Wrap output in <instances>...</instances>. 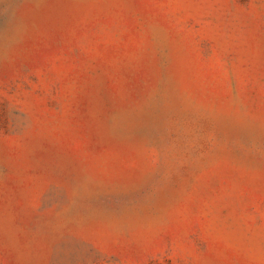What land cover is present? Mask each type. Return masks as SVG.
Instances as JSON below:
<instances>
[{"label":"rangeland","instance_id":"1","mask_svg":"<svg viewBox=\"0 0 264 264\" xmlns=\"http://www.w3.org/2000/svg\"><path fill=\"white\" fill-rule=\"evenodd\" d=\"M0 264H264V0H0Z\"/></svg>","mask_w":264,"mask_h":264}]
</instances>
